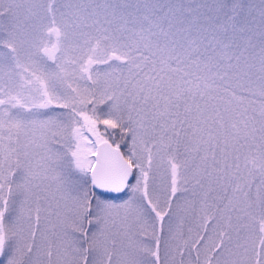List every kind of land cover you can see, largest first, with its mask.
<instances>
[{"label":"snow or ice","instance_id":"1","mask_svg":"<svg viewBox=\"0 0 264 264\" xmlns=\"http://www.w3.org/2000/svg\"><path fill=\"white\" fill-rule=\"evenodd\" d=\"M0 264H264V0H0Z\"/></svg>","mask_w":264,"mask_h":264}]
</instances>
